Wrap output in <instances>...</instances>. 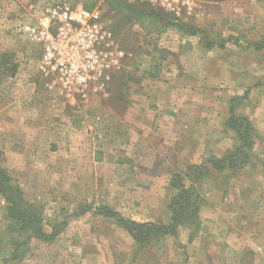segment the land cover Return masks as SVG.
Instances as JSON below:
<instances>
[{
    "label": "rangeland",
    "instance_id": "obj_1",
    "mask_svg": "<svg viewBox=\"0 0 264 264\" xmlns=\"http://www.w3.org/2000/svg\"><path fill=\"white\" fill-rule=\"evenodd\" d=\"M58 2L97 9L126 52L124 65L114 71L105 89L86 99L69 95L54 77L40 71L41 45L25 29ZM195 11L182 10L179 17L130 0H0V171L11 175L26 200L39 206L47 233L53 232L54 224L66 223L56 238L31 240L23 246L29 247L23 258L15 259L22 250L16 241L26 240L27 234L18 238L20 223L7 217V202L0 194V264H264L258 252L247 247L256 248L259 244L249 240L264 232V132L256 127L249 163L235 177L227 181L214 171L200 181V211L207 204L217 207L199 214L196 225L181 224L174 235L139 248L116 218L95 212L108 206L127 219L168 223L167 199L175 192L169 190L172 175L202 163H176L175 141L165 142L171 137L160 139L153 132L149 139L150 132H144L154 118L143 117V111L160 107V92L180 90L187 103L205 106V114L182 117V126L197 130L193 139L210 137L213 151L207 159L223 156L225 143L231 149L237 146V135L227 125L230 97L248 93L241 106L233 103L239 104L235 112L254 125L250 96L256 90L264 96V53L251 52L248 45L264 35V15L245 29L238 23L235 32L231 23L223 25V32L212 29L214 36L208 39L227 41L222 51L212 50L227 65L210 70L217 74L211 82L202 81L203 73L196 78L180 69L188 78L178 87L176 46L170 43L175 37L167 32L180 19L190 20ZM12 66L17 68L13 74ZM226 73L250 82H228L220 77ZM29 82L32 99L19 103L17 93L26 92ZM204 123L214 130L205 132L200 127ZM218 138L222 149L216 148ZM149 140L157 145L158 155L145 148ZM87 207L94 209L82 213Z\"/></svg>",
    "mask_w": 264,
    "mask_h": 264
},
{
    "label": "crops",
    "instance_id": "obj_2",
    "mask_svg": "<svg viewBox=\"0 0 264 264\" xmlns=\"http://www.w3.org/2000/svg\"><path fill=\"white\" fill-rule=\"evenodd\" d=\"M196 10V11H195ZM194 16L191 17L190 20L180 19V24L183 25L185 22H189V27L187 29L180 28L179 26H174V30L167 32V35H174L175 40L174 43L176 46V85L178 84V87H184V82H186V72H189L192 77L200 78V76L203 75L206 77V79L202 80L203 82L210 81L213 78H217V74L210 71L214 67H222V64L226 63V60L222 58V56H218V54L214 55V52L212 50H217L216 52L222 51V49L225 47V42L220 41L218 44V39H208L207 36L213 37L214 34L212 33V29L214 30H220L223 32V25H231L233 26L232 30L235 32L237 29L235 26H238V23L240 24V28H247L249 23L254 21L255 19H261L264 15V0H195V8L192 12H194ZM40 19V18H39ZM36 20V23L39 21ZM252 20V21H251ZM32 22L26 23L30 24ZM236 29V30H235ZM226 30V29H224ZM167 31V30H166ZM165 31V32H166ZM244 30H242L243 32ZM164 32V33H165ZM219 32V31H218ZM163 32H161L162 34ZM240 34L239 32L237 33ZM217 36V34H215ZM218 36H222L221 33H218ZM240 36H243L240 34ZM258 37L254 39L252 42L259 40L262 38ZM252 42H249V49L251 52H260L253 48ZM169 43V42H168ZM227 45V44H226ZM224 47V48H223ZM175 50V49H173ZM237 62V61H236ZM171 68H175L174 64H171ZM169 67V68H170ZM180 69L184 70V73L179 72ZM191 70V72H190ZM210 71V72H209ZM185 75V77H183ZM229 74L226 73V75H220L221 78L227 77L228 82H234V83H245L250 82V80H242V77L239 74L233 75L235 78H231L228 76ZM204 77V78H205ZM189 79L191 80V77L189 75ZM208 79V80H207ZM236 79V80H234ZM189 80V82H190ZM201 81V82H202ZM33 82H29L28 84L25 83L27 88L24 89L26 92H19L18 94V102L22 103L24 100L32 99L34 88L32 87ZM179 89V88H178ZM20 91V90H19ZM180 90H176V93L171 92H160V107L157 108L155 111H149L144 110V116H148L149 118H154V121L152 124H148V129L144 130L149 131V139H151L154 133L157 135V137H160L162 139H169V141H165L170 144H172L171 141H175L174 144H176V163L178 164H185V163H196V162H202L204 161L207 156L212 153L213 151V143L211 144L210 137L209 141L207 139L199 138L198 140L195 138L193 139V135L197 132L196 129H190L187 130L188 127H183L182 122L184 123V118L186 116H192L195 115L196 112L200 114L207 113V109L205 106H199L195 102L194 103H187L186 98L187 96L183 93L179 92ZM23 93L21 96L19 94ZM197 93V92H196ZM259 92L254 91V93L250 96V99H252V118L255 127L260 131L264 132V96L262 98L260 97ZM199 96V93H198ZM142 96L140 95V98ZM190 98V97H189ZM170 107V109H167L165 106ZM176 104V107H175ZM20 105V104H19ZM21 106V105H20ZM199 106V107H198ZM195 112V113H194ZM15 116H18V114L15 113ZM143 119V118H142ZM187 120V119H185ZM204 121L205 118H204ZM150 123V122H148ZM137 125H142V120L140 122L136 123ZM153 126V127H151ZM187 126V125H186ZM201 128L206 130L208 129V133L213 131L212 129L213 125L209 124H202L200 126ZM153 128L152 131H150ZM227 128V127H226ZM154 132V133H153ZM222 138H218L216 142L218 143V147L222 149L221 144ZM152 141L149 140V143L145 146L149 151H152L153 154L158 155L159 150L156 151L157 145L155 143L151 145ZM227 147H223L224 152H226L228 149H231L232 145L225 143ZM167 147H174L175 145H166ZM160 147V146H159ZM163 147V146H162ZM144 148V147H143ZM217 151V150H216ZM223 152V153H224ZM84 162V161H82ZM84 164V163H81ZM264 179V178H262ZM207 204V203H206ZM245 204V203H244ZM217 206H213L210 204H207L206 207L202 206V210L200 211L203 215H205L206 212H213L216 210ZM229 209V208H228ZM251 244L257 245V249L247 245V247L251 248L254 252H258V259L262 262H264V232L259 237H253L249 240ZM243 242V241H242ZM250 244V243H249Z\"/></svg>",
    "mask_w": 264,
    "mask_h": 264
},
{
    "label": "trees",
    "instance_id": "obj_3",
    "mask_svg": "<svg viewBox=\"0 0 264 264\" xmlns=\"http://www.w3.org/2000/svg\"><path fill=\"white\" fill-rule=\"evenodd\" d=\"M146 3V2H142ZM175 20V18H171ZM175 22V21H174ZM181 22H175V26L187 29L190 25L188 23L180 24ZM191 26V25H190ZM252 46L257 51L264 53V36L257 41L252 42ZM16 67L12 66V74L16 71ZM248 97L246 92L244 95L230 97L229 113L230 118L227 120V125L237 135L238 142L232 149H228L221 157L212 155L208 159L206 158L201 164L188 165L184 171H179L172 175L170 181V192H175L173 195L170 193L169 199H167V207L170 212V219L168 223L157 221H144L139 222L132 219L123 217L117 210L104 206L101 208H95V212L105 215L106 217L116 218L120 225H122L134 240L139 244V248L147 247L151 244L160 242L166 235H174L177 233L179 225L190 223L196 225L198 216L200 214V207L202 201V193L199 188V183L205 177L215 174L214 171L223 173L227 181L238 174V170L246 165V159L248 153L253 144L252 135L256 132L255 126L248 116L240 115L235 112V107L241 106V103ZM237 101L239 104L233 103ZM198 174L197 177L194 175ZM11 175L5 171H0V194L6 200L5 206L7 217L20 223L18 232H20L18 238H21L24 234H27V238L24 241L17 240L22 250L18 254H14L15 259H22L24 253L29 250V247L24 249V245L31 243V240L36 239L38 241H50L58 236L60 231L66 226L63 224H54L53 232L47 233L44 230L43 214L40 212V208L37 204L26 200L24 191L21 187L12 182ZM188 182V183H186ZM14 184V185H13ZM172 190V191H171ZM172 198L170 199V197ZM93 207L85 208L82 213L93 210Z\"/></svg>",
    "mask_w": 264,
    "mask_h": 264
},
{
    "label": "built area",
    "instance_id": "obj_4",
    "mask_svg": "<svg viewBox=\"0 0 264 264\" xmlns=\"http://www.w3.org/2000/svg\"><path fill=\"white\" fill-rule=\"evenodd\" d=\"M130 1L150 3L179 17L182 10L192 13L195 8V0ZM25 29L41 45L40 71L54 77L69 95L86 99L104 90L114 71L124 65L126 52L97 9L58 2Z\"/></svg>",
    "mask_w": 264,
    "mask_h": 264
}]
</instances>
